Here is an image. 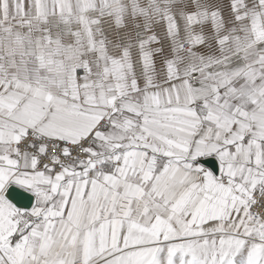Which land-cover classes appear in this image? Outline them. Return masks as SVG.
Listing matches in <instances>:
<instances>
[{
    "label": "snow or ice",
    "instance_id": "snow-or-ice-1",
    "mask_svg": "<svg viewBox=\"0 0 264 264\" xmlns=\"http://www.w3.org/2000/svg\"><path fill=\"white\" fill-rule=\"evenodd\" d=\"M0 264H264V0H0Z\"/></svg>",
    "mask_w": 264,
    "mask_h": 264
}]
</instances>
